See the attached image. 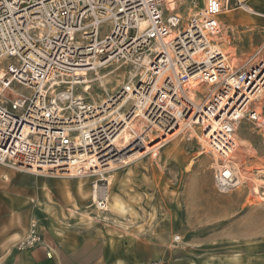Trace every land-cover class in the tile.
I'll return each mask as SVG.
<instances>
[{
  "label": "built area",
  "instance_id": "2783aa9c",
  "mask_svg": "<svg viewBox=\"0 0 264 264\" xmlns=\"http://www.w3.org/2000/svg\"><path fill=\"white\" fill-rule=\"evenodd\" d=\"M249 1L202 0L196 11L195 0H0V165L50 177L98 176L92 204L104 212L108 182L101 179L124 165L122 157L157 151L191 126L202 136L215 120L231 135L237 120L264 127L256 102L264 94V37L237 64L219 39L220 17L252 8ZM104 22L110 32L100 37ZM113 63L123 66L124 80L107 90L103 79L112 69L98 70ZM93 83L102 86L98 101ZM222 133L207 139L224 155L232 143ZM76 162L71 174L66 169ZM228 170L214 174L221 193L238 185ZM37 246L47 245L33 221L15 247Z\"/></svg>",
  "mask_w": 264,
  "mask_h": 264
},
{
  "label": "rangeland",
  "instance_id": "374dc122",
  "mask_svg": "<svg viewBox=\"0 0 264 264\" xmlns=\"http://www.w3.org/2000/svg\"><path fill=\"white\" fill-rule=\"evenodd\" d=\"M195 2V10L198 11L202 7V0ZM249 5L264 12V0L250 1ZM186 10V5L180 7V13L185 14ZM254 17L252 23L243 11L236 12L231 17V22L226 16L220 17L223 19V30L219 39L225 36L233 47L234 62L243 60L239 57L249 55L264 37V19L256 15ZM110 28V24L104 22L100 28V37L108 34ZM111 69V73L103 79L107 90L124 80L123 66L117 67L114 63L98 72L102 74ZM76 90L80 93L81 87L78 86ZM90 95L96 101L100 100L103 97L102 86L93 83ZM258 110L264 117V98ZM135 123L140 128L141 123ZM237 124L235 136L245 138L248 143L244 150L237 145L233 156L235 159L241 157V168L244 167L249 175H257L260 184L255 187L256 192H252L254 185L250 186L246 182H241L224 193L217 190L214 174L217 165L222 162L218 160L217 165L212 167L216 160L205 145L204 132L201 136L200 128L196 127H190V131L184 130L157 151L153 150L152 153L104 175L106 178L109 174H115L116 179L111 184L110 195L111 198L112 194L121 197L129 205L131 210L124 215L108 211H98L96 214L97 209L92 204L91 185L93 181H97L98 176L50 177L21 171L10 176L14 175V178L21 181L37 176L50 177L73 184L83 179L88 186L80 188L81 204L74 209L84 214L90 226L99 225L106 231L130 232L137 236V241L143 243L154 241L157 243L158 252L168 245L170 249L175 235L182 238L175 245L181 244L183 248L194 246L203 254L204 251L216 253L225 249L223 246L228 242L234 245L235 252L236 247L244 242H252L258 236L264 238V127L256 128L248 121ZM230 166L234 170L231 162ZM87 187L90 189V196L85 192ZM259 192L263 199L258 197Z\"/></svg>",
  "mask_w": 264,
  "mask_h": 264
},
{
  "label": "crops",
  "instance_id": "0c3cea01",
  "mask_svg": "<svg viewBox=\"0 0 264 264\" xmlns=\"http://www.w3.org/2000/svg\"><path fill=\"white\" fill-rule=\"evenodd\" d=\"M15 172L20 173L0 165V264H264V238L259 236L238 245L235 252L229 242L225 249L203 254L194 246L183 248L172 240L170 249L168 245L158 252L154 241L143 243L130 232L90 226L84 214L74 209L81 204L80 188L88 186L83 179L77 184L38 176L21 181L10 176ZM115 200L124 210L108 212L124 215L131 210L121 197L112 194V203ZM33 221L47 246L16 249Z\"/></svg>",
  "mask_w": 264,
  "mask_h": 264
},
{
  "label": "bare ground",
  "instance_id": "6f19581e",
  "mask_svg": "<svg viewBox=\"0 0 264 264\" xmlns=\"http://www.w3.org/2000/svg\"><path fill=\"white\" fill-rule=\"evenodd\" d=\"M168 1V0H167ZM245 11L242 10V9H238V8H234V9H227L225 11V13L223 14V17H227L229 20V22H231V17L238 11H243L249 18H250V21L251 23L255 20V15L256 17L259 15V16H262L261 13L255 9H252L250 8L249 6H244ZM264 13V12H263ZM221 19V18H220ZM226 19V18H225ZM221 21H223V19H221ZM231 24V23H230ZM223 26V24H222ZM221 41L223 42V49L225 50V52L227 53L228 57L230 58L231 62L233 64H237L238 62H234L233 61V57L235 56V52L233 50V47L229 44L228 40L226 39L225 36H222L221 37ZM247 57V55L243 56V57H239V58H243V60ZM241 60V61H243ZM83 74V70H78V72L76 73L78 76H80V74ZM100 76V75H99ZM79 80H81L83 83H87L88 82V79L86 77H80ZM87 85V84H86ZM86 89H88V87H86ZM264 98V94L261 95L258 100H256L258 106H260V103L261 101L263 100ZM138 120H136L135 122H137ZM238 120L236 121L235 125H233V127L236 126ZM213 125H211V128L209 130V132L207 134H205L204 132V141H205V145L207 146V149L214 155V159L216 160L215 163H212V167L215 165H217V161L218 160H221L222 164L220 165H217V169H220V173L223 172V170H226V169H230L231 166H230V162L231 164H233L234 166V170L229 171L230 172V175L232 176V178L234 177V185H237V184H240L241 182H246L247 184H249L250 186H253L254 187V191L252 192H256V189L255 187L258 186L259 183V179H257V175H249V173L247 171H245L243 168H241V162H242V159L241 157L239 158H236L233 156V153L234 151L236 150L237 148V145L239 147H241L240 149L241 150H244V147L246 146V144L248 143V140H246L245 138L243 137H239L238 138L235 136V132L231 135L229 132H228V128L227 126H223L222 125V122L221 120H215L213 123ZM134 127H136V129H138L137 127V123H135L133 125ZM192 127V126H191ZM217 131H222V135L224 136L225 134L227 135L226 136V139H231V143L232 145L229 146L230 149H232L231 153H228L227 154H222L220 153L214 146H212L209 141H208V137L210 134H214L215 132ZM154 147V146H153ZM152 147H147V149H150ZM140 153L138 154V152L130 155V156H127V157H122V160L124 162V164H127L129 161L137 158L140 156ZM117 160V159H116ZM116 160H113V161H116ZM230 160V162L228 161ZM112 162V161H110ZM214 162V161H213ZM233 162V163H232ZM91 166H95L93 163H91L90 167ZM80 167V163L79 162H76L75 165H71L68 167V169L66 170H69L71 174H74V171L77 170L78 168ZM248 169V168H247ZM31 171H34V169H32ZM94 171L95 172H98V170H96L94 168ZM249 171V170H248ZM252 171V169H251ZM262 171V170H261ZM250 172V171H249ZM107 180L108 181V184H107V195H108V202H107V205H106V211H108L109 209H113V208H116L117 210H124L123 208L120 207V203L119 201L115 200L113 203H112V198H111V195H110V188H111V184L113 183V174H109L106 178L103 176L101 180ZM263 182V181H262ZM264 183V182H263ZM262 184V183H261ZM260 186V185H259ZM98 187H99V183L97 181H93L92 185H91V197H92V200L93 199H96V196H97V191H98ZM95 188V189H94ZM106 189V190H107ZM100 190H102V188H100ZM103 191V190H102ZM254 194V193H252ZM258 194V193H256ZM260 194V192H259ZM264 194V193H263ZM255 196V195H254ZM258 197H260L261 199H263V196L260 194ZM105 212V211H104Z\"/></svg>",
  "mask_w": 264,
  "mask_h": 264
}]
</instances>
